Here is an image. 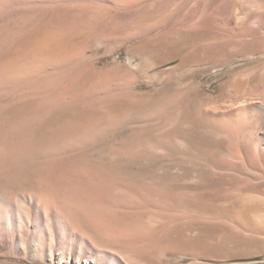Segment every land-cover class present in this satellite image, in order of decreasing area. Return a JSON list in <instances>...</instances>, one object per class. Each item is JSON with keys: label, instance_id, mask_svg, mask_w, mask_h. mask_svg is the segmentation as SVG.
<instances>
[{"label": "rangeland", "instance_id": "374dc122", "mask_svg": "<svg viewBox=\"0 0 264 264\" xmlns=\"http://www.w3.org/2000/svg\"><path fill=\"white\" fill-rule=\"evenodd\" d=\"M51 28L0 81L40 140L0 139V264H264V0H0V54Z\"/></svg>", "mask_w": 264, "mask_h": 264}, {"label": "bare ground", "instance_id": "6f19581e", "mask_svg": "<svg viewBox=\"0 0 264 264\" xmlns=\"http://www.w3.org/2000/svg\"><path fill=\"white\" fill-rule=\"evenodd\" d=\"M58 41L59 40L56 29L51 28L49 30L44 31L38 36L27 39L25 42H23V44L15 46L12 52H9L7 55V51H4L2 54H0V81L7 78H11V76L13 75H19V73L25 72V69L23 67V65L25 64L36 63L40 61L43 57H52L53 52L58 49H62V46L59 45L60 43ZM21 117L22 114H20L18 118ZM9 125V117L0 116V139L5 145V150L7 154H17L19 152L25 153L28 150H37L38 148H40V140L38 134L33 133L32 131L27 133L24 129H21L19 127H15L13 128V131H11ZM5 170L7 171V169ZM8 172H10V170H8ZM16 175L18 174L16 173ZM38 181L39 183H41L40 180ZM41 200L44 202L43 198ZM84 212L82 211V209H70L65 210L64 213L66 214L64 215L67 219V222L70 221L71 223L75 220V218H81L84 219V221L89 222L92 226L97 227L99 230L103 232L107 231L106 229H108L107 226L109 224L108 222L103 221L102 217L92 216L89 218L86 214H84L85 216H83ZM112 220L116 221V219ZM76 263L80 264L79 261Z\"/></svg>", "mask_w": 264, "mask_h": 264}]
</instances>
